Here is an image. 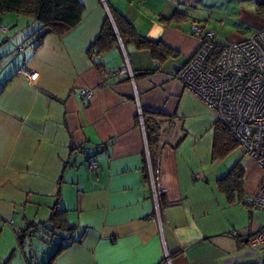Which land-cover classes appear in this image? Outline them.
Instances as JSON below:
<instances>
[{
    "label": "crops",
    "instance_id": "obj_1",
    "mask_svg": "<svg viewBox=\"0 0 264 264\" xmlns=\"http://www.w3.org/2000/svg\"><path fill=\"white\" fill-rule=\"evenodd\" d=\"M253 1L109 0L139 34L172 49L162 59L118 37L110 49L89 54L104 19L113 25L101 0H80V22L61 37L44 35L38 46L26 37L37 27L31 18L0 13L7 28L0 42L8 46L0 51V264H45L60 239L66 246L47 264L264 261V248L249 242L264 215L246 204L264 172L238 146L228 166L230 153L214 151V112L176 78L200 44L191 24L213 30L216 39L245 38L215 31L213 19L235 12L254 33L264 10L256 5L253 12ZM125 62L131 72H152L130 78L117 71ZM82 88L91 90L89 100L79 96ZM138 108L169 119L153 148L154 173ZM236 163L237 182H221ZM56 203L71 230L28 228L47 220ZM36 238L52 245L42 248Z\"/></svg>",
    "mask_w": 264,
    "mask_h": 264
},
{
    "label": "built area",
    "instance_id": "obj_2",
    "mask_svg": "<svg viewBox=\"0 0 264 264\" xmlns=\"http://www.w3.org/2000/svg\"><path fill=\"white\" fill-rule=\"evenodd\" d=\"M101 1L106 6V0ZM255 1L264 10V0ZM190 29L200 44L176 78L214 112L216 121L264 172V25L249 37L227 42L218 41L216 33L200 23H192ZM0 30L7 28L0 25ZM22 50L23 45H19L15 51ZM117 71L133 78L127 63ZM20 72L29 80L37 76V72L25 69ZM79 96L89 100L92 92L82 88ZM137 115L142 124L140 108ZM88 166L95 171L97 162L90 159ZM246 204L264 215V177ZM249 242L264 248V221Z\"/></svg>",
    "mask_w": 264,
    "mask_h": 264
},
{
    "label": "trees",
    "instance_id": "obj_3",
    "mask_svg": "<svg viewBox=\"0 0 264 264\" xmlns=\"http://www.w3.org/2000/svg\"><path fill=\"white\" fill-rule=\"evenodd\" d=\"M256 4L260 8V5L258 3ZM106 6L114 26L109 17L104 19L99 34L88 48L89 54L93 52L100 54L110 49L116 42L118 36L124 45L132 44L136 49H147L154 58L162 59L172 54V49L161 40H152L139 34L132 23L111 6L109 0H106ZM5 12H13L32 19L37 27L32 32L28 33L26 37L33 36V42L35 46H38L44 35L50 33L61 37L75 27L81 20L83 6L80 0H0V13ZM174 16L178 15H172V17ZM93 62L98 69H101L102 64L99 63V61L93 60ZM151 72V69H141L138 70V72L133 70L132 74L133 77H135L137 74L146 75ZM141 112L149 149L150 164L154 173L157 162L153 156V148L156 143H158L160 133H163L164 129L170 126L169 119H165L161 122L159 117L164 116L161 112H147L144 109H142ZM214 131L216 138L214 151L217 152L218 150L220 154H226L234 147L238 146L229 131L218 121L214 124ZM239 173V164L236 163L220 181L224 182L226 178L233 177V180L237 182ZM63 213L64 210L60 209L58 203H56L47 220L41 221L39 224L32 223L28 228L33 227L36 230L40 226L47 229L49 233L60 235L58 233L62 230H71V227L68 226L63 219ZM24 234L25 231L23 230L17 232L19 244L22 243ZM60 240L57 242L55 249L50 254L45 264H47V262L49 263L57 253L66 246V243L63 244L61 242L62 240ZM241 264H264V261Z\"/></svg>",
    "mask_w": 264,
    "mask_h": 264
},
{
    "label": "rangeland",
    "instance_id": "obj_4",
    "mask_svg": "<svg viewBox=\"0 0 264 264\" xmlns=\"http://www.w3.org/2000/svg\"><path fill=\"white\" fill-rule=\"evenodd\" d=\"M250 5L253 7L252 8L253 12H255L257 4H255L254 1H253V2L250 3ZM223 13H225V12H223ZM19 16H20V18H23L24 15H22V16L19 15ZM216 16L220 17L221 20H217ZM216 16L213 19V24H212L213 26L212 27H215L214 29L217 32H228V34H237V32H238L239 34L244 35V37H249L254 31V26H251V25H248V24H245V25L244 24L243 25L239 24L238 21H237V19H239V17L237 15V13H235V12H232V13L230 12L227 15L226 14H221V15H216ZM221 21H223V22H221ZM24 25H25V23L22 24V25H19L18 27L15 26V27L9 29V32L14 34V33L17 32L18 29L22 28ZM237 30H239V31H237ZM0 33L2 34V32H0ZM24 39H22V40L20 39V41L17 42V44H18L17 46L22 45L21 41H23ZM217 40L220 41V42H227V41H225L226 39L225 40L224 39L220 40V39L217 38ZM5 47H8L7 44H5V43L3 44V43L0 42V51L1 52L8 50V49H4ZM14 57H18V55L14 56ZM125 64H126V62H125ZM237 150H242V148L238 145V149ZM237 150L233 151L232 153L229 152L230 153L229 155L226 154L227 157L225 158V160H228V164H229L228 166H231L232 163H234V160L238 158V155H237L238 151ZM36 240H37V242L43 243V247L42 248H44L46 245H52V243L49 242L48 238H43L44 242L42 240H40V238H36ZM41 246H42V244H41ZM18 250H19V248H18Z\"/></svg>",
    "mask_w": 264,
    "mask_h": 264
},
{
    "label": "water",
    "instance_id": "obj_5",
    "mask_svg": "<svg viewBox=\"0 0 264 264\" xmlns=\"http://www.w3.org/2000/svg\"><path fill=\"white\" fill-rule=\"evenodd\" d=\"M109 12V11H108ZM118 38H119V36H118ZM120 39V38H119Z\"/></svg>",
    "mask_w": 264,
    "mask_h": 264
}]
</instances>
